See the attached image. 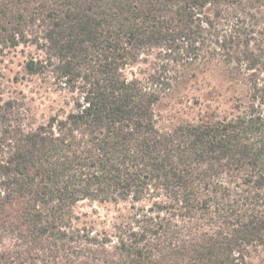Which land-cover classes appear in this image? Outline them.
<instances>
[{"label": "trees", "instance_id": "16d2710c", "mask_svg": "<svg viewBox=\"0 0 264 264\" xmlns=\"http://www.w3.org/2000/svg\"><path fill=\"white\" fill-rule=\"evenodd\" d=\"M264 0H0V47L66 92L0 100V264H264ZM222 59L246 100L158 124L174 68ZM145 65L138 74L126 69ZM123 205L113 220L79 202Z\"/></svg>", "mask_w": 264, "mask_h": 264}, {"label": "rangeland", "instance_id": "374dc122", "mask_svg": "<svg viewBox=\"0 0 264 264\" xmlns=\"http://www.w3.org/2000/svg\"><path fill=\"white\" fill-rule=\"evenodd\" d=\"M257 14L264 23V9ZM37 56L34 46L17 45L0 47V100L16 99L27 107L36 124L45 122L48 117L63 108L68 94L60 92L50 79L29 75L24 70V62L29 56ZM145 65L138 64L127 68L126 73L138 74ZM173 78L167 91L155 104L158 124L171 128L180 122H197L200 119L222 118L234 113L235 104L246 100L247 88L241 75H230L222 59L208 63L179 66L172 72ZM123 205L109 203L79 202L76 210L86 213L87 219L95 221L96 227L102 221L113 220Z\"/></svg>", "mask_w": 264, "mask_h": 264}]
</instances>
